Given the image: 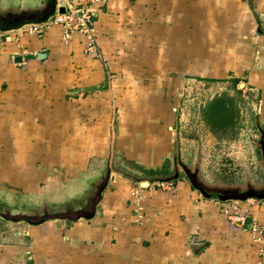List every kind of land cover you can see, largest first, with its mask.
<instances>
[{"label":"crops","instance_id":"crops-1","mask_svg":"<svg viewBox=\"0 0 264 264\" xmlns=\"http://www.w3.org/2000/svg\"><path fill=\"white\" fill-rule=\"evenodd\" d=\"M96 9L95 54L57 27L0 32V264H264V199L221 201L182 173L166 182L179 159L213 186L262 184L264 0ZM193 80L204 106L187 101ZM222 96L236 108L234 138L206 122ZM109 173L93 217V205L70 216Z\"/></svg>","mask_w":264,"mask_h":264},{"label":"built area","instance_id":"built-area-1","mask_svg":"<svg viewBox=\"0 0 264 264\" xmlns=\"http://www.w3.org/2000/svg\"><path fill=\"white\" fill-rule=\"evenodd\" d=\"M59 6L66 7V13H57L47 23L30 24L19 29L23 34L31 36H41L48 28H61L64 33V39L69 41L74 33H80L88 38L87 51L96 53V43L94 40L93 26L94 17L97 13L96 6L106 2L107 0H90L88 4H79L75 6L67 0H58ZM187 101L189 104L205 105L206 86L198 80H193L187 84ZM245 95L250 96L252 92L250 88H245ZM263 232V231H262ZM264 238V236H263Z\"/></svg>","mask_w":264,"mask_h":264},{"label":"water","instance_id":"water-1","mask_svg":"<svg viewBox=\"0 0 264 264\" xmlns=\"http://www.w3.org/2000/svg\"><path fill=\"white\" fill-rule=\"evenodd\" d=\"M42 7H41L42 9H40L39 11H35V12L33 11L32 13L22 9L18 12H13V13H10L9 11L6 10H0V32L16 31L30 24L47 23L57 13L60 14L66 13V7L59 6L58 0H45V4ZM259 132H260V136L258 138L257 145L260 147L261 156L263 160V167H264V130L259 129ZM176 167L178 168L177 163H176ZM179 174H180L179 171H177L176 174L172 178L167 179L166 182L177 180L179 178ZM109 179H110V173L107 175L103 183L100 184V186L98 187L97 199L93 203V212L91 214L83 215L84 218L91 219L95 214L96 205L98 203V200L101 199L102 194L108 185ZM149 184L150 181L143 182V186H148ZM216 197L221 201H229V200L245 201L250 198L264 199V193H258L256 191H253L250 193L242 192L241 194L216 195ZM56 216L58 217L59 215L57 214ZM246 222L252 223L253 219L247 218Z\"/></svg>","mask_w":264,"mask_h":264},{"label":"flooded vegetation","instance_id":"flooded-vegetation-1","mask_svg":"<svg viewBox=\"0 0 264 264\" xmlns=\"http://www.w3.org/2000/svg\"><path fill=\"white\" fill-rule=\"evenodd\" d=\"M259 136H260V132H258L256 140L259 138ZM257 141H256V145H257ZM176 163L178 165V168L175 166V174L177 171H179V173L183 171L191 179L194 185L197 186L202 191H204L205 193L215 195V196L216 195H228V194H241L242 192L250 193L253 191H256L258 193H264V178H263L262 184L258 186H256L253 182L251 183L250 181H247V182L245 181L241 185H238L235 187L213 186V185L205 183L202 180V177L200 176V165L189 166L181 162L179 159H177ZM99 186L94 187V189L90 191L88 196H86V198H84L81 201V204L76 206L79 209H76V208L74 209V207L68 206V210H67L68 213L69 212L72 213L70 211L71 209L72 211H75V212L77 211V214H80V215L83 213H86L88 208L91 207V205H93L94 201L97 199V191H98ZM72 215L74 214L72 213Z\"/></svg>","mask_w":264,"mask_h":264},{"label":"trees","instance_id":"trees-1","mask_svg":"<svg viewBox=\"0 0 264 264\" xmlns=\"http://www.w3.org/2000/svg\"><path fill=\"white\" fill-rule=\"evenodd\" d=\"M235 109L233 101L226 96L217 98L212 106H208V119L206 122L210 124L212 131L219 139L229 137V134H227L228 129L232 130L230 137L234 138L236 134L234 132L236 127Z\"/></svg>","mask_w":264,"mask_h":264},{"label":"rangeland","instance_id":"rangeland-1","mask_svg":"<svg viewBox=\"0 0 264 264\" xmlns=\"http://www.w3.org/2000/svg\"><path fill=\"white\" fill-rule=\"evenodd\" d=\"M243 133H244V131H243ZM255 133H256V132H255ZM257 140H258V139H257ZM257 140H256V141H257ZM258 148H259V150H260V147H259V146H258ZM222 152H224V151H222ZM222 154H224L225 156H227V157L229 158V160H230V158L232 157V156H231V157L228 156V151H225V153H222ZM219 162H220V161H219ZM220 164H222V163L220 162ZM219 166H220V169H221L222 166H221V165H219ZM169 168H170V170H172V171L174 170L173 167H169ZM180 169H181V168H180ZM181 170H182V169H181ZM173 172H174V171H173ZM173 172L171 173L170 176H173V175L175 174V172H174V173H173ZM181 173H182L183 175H186L183 171H182ZM228 175H229V174L226 172V176H228ZM160 177H161V178H164V175H161ZM227 179H228V178H227ZM68 214H69L70 216H74V215H72V213H70V212H69ZM259 231H260V233L264 236V233H263L264 231L262 232V230H260V229L257 230V229H256V232H259ZM258 236H259V237H258L259 239H255V240H257V242H258V241H262V243H263V242H264V241H263L264 239H263V240L260 239V236H261L260 234H259ZM261 237H262V236H261ZM255 238H257V237H255ZM262 238H263V237H262Z\"/></svg>","mask_w":264,"mask_h":264},{"label":"bare ground","instance_id":"bare-ground-1","mask_svg":"<svg viewBox=\"0 0 264 264\" xmlns=\"http://www.w3.org/2000/svg\"><path fill=\"white\" fill-rule=\"evenodd\" d=\"M94 56V55H93Z\"/></svg>","mask_w":264,"mask_h":264}]
</instances>
